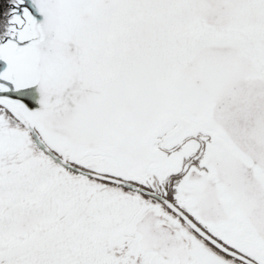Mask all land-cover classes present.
<instances>
[{
    "label": "snow or ice",
    "instance_id": "snow-or-ice-1",
    "mask_svg": "<svg viewBox=\"0 0 264 264\" xmlns=\"http://www.w3.org/2000/svg\"><path fill=\"white\" fill-rule=\"evenodd\" d=\"M0 264H264V0H0Z\"/></svg>",
    "mask_w": 264,
    "mask_h": 264
}]
</instances>
